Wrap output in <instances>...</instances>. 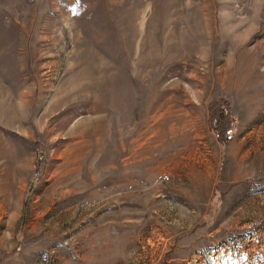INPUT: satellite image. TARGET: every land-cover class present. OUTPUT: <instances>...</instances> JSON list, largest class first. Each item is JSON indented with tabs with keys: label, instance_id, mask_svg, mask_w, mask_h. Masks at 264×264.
<instances>
[{
	"label": "rangeland",
	"instance_id": "374dc122",
	"mask_svg": "<svg viewBox=\"0 0 264 264\" xmlns=\"http://www.w3.org/2000/svg\"><path fill=\"white\" fill-rule=\"evenodd\" d=\"M0 264H264V0H0Z\"/></svg>",
	"mask_w": 264,
	"mask_h": 264
},
{
	"label": "trees",
	"instance_id": "16d2710c",
	"mask_svg": "<svg viewBox=\"0 0 264 264\" xmlns=\"http://www.w3.org/2000/svg\"><path fill=\"white\" fill-rule=\"evenodd\" d=\"M220 104L213 105L211 108L210 124L212 129L218 134L222 140L229 139V132L232 128V120L230 115Z\"/></svg>",
	"mask_w": 264,
	"mask_h": 264
}]
</instances>
